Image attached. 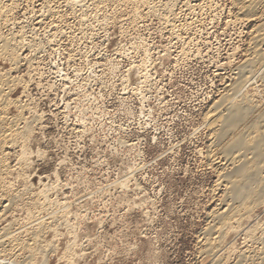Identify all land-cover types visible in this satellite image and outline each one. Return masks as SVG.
Listing matches in <instances>:
<instances>
[{
  "label": "rangeland",
  "instance_id": "rangeland-1",
  "mask_svg": "<svg viewBox=\"0 0 264 264\" xmlns=\"http://www.w3.org/2000/svg\"><path fill=\"white\" fill-rule=\"evenodd\" d=\"M67 1L20 0L0 22L4 116L26 132L2 155L0 264H264V203L216 232L236 167L211 156L259 22L238 0Z\"/></svg>",
  "mask_w": 264,
  "mask_h": 264
},
{
  "label": "bare ground",
  "instance_id": "bare-ground-1",
  "mask_svg": "<svg viewBox=\"0 0 264 264\" xmlns=\"http://www.w3.org/2000/svg\"><path fill=\"white\" fill-rule=\"evenodd\" d=\"M20 0H0V22H5L7 26L10 27V23L9 22V15L11 14V12L15 9L17 2H19ZM70 1V0H69ZM69 1H67L68 3H70ZM125 1V0H124ZM128 2V0H126ZM140 1V0H139ZM143 1V0H141ZM140 1V2H141ZM193 1V0H192ZM236 1V0H234ZM242 3V7L239 10V14L242 15L243 17H255L254 21L257 23L259 22V25H257L252 31H253V38H252V43L250 44L252 47L251 52L252 54L250 55V58L248 56L249 59H245L246 61L243 63V66L241 67L244 76L243 78H236L237 80L234 81V83L232 84L231 87H229L227 85V89L222 93L223 96L221 95V97H223L222 99H220L219 101V105L218 106H222L223 107H227L229 110L227 117H223L221 120L222 124L220 125L221 130L220 133H218V136L216 138V140L219 138L222 141L223 146L222 147H218V150L216 151H212L213 155V159L215 160L217 155L221 156H225L227 163H229L231 166H234L235 168V173L233 174L234 177L231 178V180L229 179V181L227 182L226 180V187L229 192L228 194V199H230V197L236 201L238 205H236V207L234 206L233 210H219V214L218 212H216L218 215H214L216 213L213 214V216L217 217V219L221 220V224L219 227H217L216 232L217 234H222L225 232L227 229H230L234 223L239 219H241L240 213L241 212H245V211H252V208L257 207V205H261L264 203V104L257 105L255 104V99H258L257 96L258 94H260V90L262 89L264 92V0H238ZM22 2V1H21ZM24 2V1H23ZM45 2V1H44ZM74 0L71 2V4L73 3ZM80 2V1H79ZM134 2V1H133ZM171 2V1H170ZM195 2V1H194ZM197 3V2H196ZM69 5V4H68ZM76 5V4H75ZM240 5V3H239ZM71 6V5H70ZM79 6V5H77ZM168 6V5H167ZM170 10V9H169ZM15 12V11H14ZM13 15V14H12ZM259 20H257L258 18ZM11 17V16H10ZM242 17V18H243ZM241 18V20H243ZM240 20V19H239ZM250 19H248L249 22ZM42 21V20H41ZM237 21V20H236ZM253 21V22H254ZM241 22V21H240ZM252 22V21H250ZM249 22V23H250ZM254 22V23H255ZM246 23V22H244ZM248 23V24H249ZM2 24V23H1ZM12 25V24H11ZM42 25V24H41ZM14 26V25H13ZM3 28V26L1 27ZM1 28H0V32H1ZM5 36V35H4ZM9 36V35H7ZM15 37V35H13ZM12 36V37H13ZM20 36V35H19ZM22 36V34H21ZM2 37V36H0ZM10 37V39L12 38ZM13 37V38H14ZM18 37V36H17ZM15 38L14 41H16ZM9 38V37H8ZM21 38V37H19ZM25 38V37H24ZM1 40V38H0ZM9 40V39H8ZM12 40V39H11ZM11 40L7 41L6 39H4L3 37V45L0 47V56H11L12 59L16 60L15 57V53H13V51L11 52V47L13 46V44H11ZM25 40V39H24ZM13 42V41H12ZM23 45V42L20 41ZM18 43V42H17ZM16 44V43H15ZM20 44V43H19ZM249 44V43H248ZM26 45V44H25ZM24 45V46H25ZM249 45V47H251ZM27 46V45H26ZM23 47V46H22ZM18 49V48H17ZM15 52V51H14ZM12 53V54H11ZM247 53H245L246 55ZM250 54V53H249ZM18 58V57H17ZM247 58V57H246ZM11 59V60H12ZM17 62V61H16ZM20 62V61H19ZM18 62V63H19ZM15 63V62H14ZM241 63V62H240ZM239 65V64H238ZM242 65V63L240 64ZM225 66V65H224ZM240 67V66H239ZM225 69V68H224ZM233 69V68H232ZM237 69V68H235ZM236 71V70H235ZM233 71V72H235ZM241 71V72H242ZM234 74V73H233ZM237 74V73H236ZM232 76V75H231ZM229 76V77H231ZM228 77V78H229ZM232 79V78H231ZM231 81V80H230ZM233 81V80H232ZM231 84V83H230ZM16 85V84H15ZM14 82H9L7 78L5 77H0V192L2 189H9L12 187H8L6 186L5 183V179H3L4 177V173L2 172L4 170V163H3V152L4 149H6V147L8 145H10L11 147H14L15 144L19 143V140H25L26 142V137H23L24 133L26 134V132H24L21 128V130L18 128V124L16 125L17 128L14 130V126L9 128V123L7 122L4 114H6L5 112L7 111V109H9L11 103L8 96V93L12 92L14 87ZM225 89V88H224ZM220 91V90H219ZM220 95V94H219ZM218 95V96H219ZM8 97V98H7ZM216 102V101H215ZM214 102V103H215ZM16 103V102H15ZM14 105V103H13ZM12 105V106H13ZM213 107V106H212ZM219 109V108H217ZM221 109V108H220ZM223 109H221L220 113H223L222 111ZM218 111V110H217ZM8 112V111H7ZM24 112V110H23ZM214 113V112H213ZM216 113V112H215ZM211 114V113H210ZM218 114V113H217ZM222 116V114H221ZM213 117V116H210ZM215 117V116H214ZM20 118V117H19ZM221 118V117H220ZM219 119V118H218ZM14 120V119H12ZM214 120V119H213ZM25 121V120H21ZM19 121V122H20ZM12 123V122H11ZM15 123V120H14ZM21 123H20V127H21ZM27 123V121H26ZM220 123V122H219ZM13 124V123H12ZM16 124V123H15ZM23 125V123H22ZM27 125V124H26ZM213 125V123H212ZM217 125V124H216ZM219 126V125H218ZM215 128V126H213ZM26 128V126H25ZM28 130V129H27ZM218 131V130H217ZM216 136V135H214ZM25 138V139H24ZM214 141H216L215 139H213ZM212 140V141H213ZM24 142V143H25ZM23 143V142H22ZM213 143V142H212ZM221 144V145H222ZM19 145V144H18ZM220 145V146H221ZM26 146V145H24ZM217 146V145H216ZM9 147V146H8ZM9 147V148H11ZM27 148V147H26ZM26 148H24V150L26 151ZM213 148V147H212ZM217 148V147H215ZM214 148V149H215ZM212 150V149H211ZM28 151V150H27ZM26 153V152H25ZM217 154V155H216ZM25 155L24 158L21 157L22 160V164L23 161L26 160V156L29 157L27 154H23ZM209 157V156H208ZM211 159V157H210ZM218 159V158H217ZM216 159V160H217ZM223 159V157H222ZM6 160V159H5ZM215 160V161H216ZM220 160V158H219ZM20 161V160H19ZM213 161V160H212ZM21 162V161H20ZM223 162V160H222ZM26 163V162H25ZM217 163V162H216ZM219 163V162H218ZM226 163V164H227ZM21 164V163H20ZM21 164V165H22ZM213 164V163H212ZM218 165V164H217ZM24 166V165H23ZM26 166V164H25ZM28 166V163H27ZM225 167H227L225 165ZM229 167V166H228ZM230 169V168H229ZM221 170V169H220ZM232 170V169H231ZM230 170V171H231ZM8 172V170H7ZM224 172V171H223ZM226 172V171H225ZM228 172V170H227ZM234 172V170L232 171ZM10 173V172H9ZM230 173V172H229ZM8 174V173H7ZM6 174V175H7ZM232 174V173H231ZM10 175V174H9ZM223 175V174H221ZM230 175V174H229ZM225 178V177H224ZM224 181V182H225ZM10 184V183H9ZM10 190V189H9ZM49 190V189H48ZM4 192V191H3ZM11 192V190H10ZM48 192V191H47ZM46 192V193H47ZM45 193V194H46ZM4 194V193H3ZM11 194V193H9ZM19 194V193H18ZM17 194V195H18ZM43 194V195H45ZM23 195V194H22ZM3 196V195H2ZM0 196V197H2ZM8 196V195H7ZM10 196V195H9ZM12 196V195H11ZM40 196V195H39ZM42 196V195H41ZM227 196V194H226ZM45 197V196H44ZM47 197V196H46ZM6 198V197H5ZM21 198V197H20ZM227 198H224L225 201L228 203V201L226 200ZM13 199H15L13 197ZM17 199V198H16ZM15 199V200H16ZM19 199V198H18ZM17 199V201H18ZM41 199V198H40ZM39 199V200H40ZM43 199V198H42ZM48 199V198H45ZM44 199V200H45ZM1 200V199H0ZM7 200V198H6ZM12 199H10L11 202ZM51 200V199H50ZM41 201V200H40ZM46 201V200H45ZM4 202V201H3ZM2 202V203H3ZM44 201H42L43 203ZM5 203V202H4ZM3 203V204H4ZM12 203V202H11ZM37 203V201H36ZM39 203V202H38ZM41 203V202H40ZM41 203V204H42ZM45 203V202H44ZM231 203V202H230ZM56 204V203H55ZM225 204V203H224ZM223 204V205H224ZM33 205V204H32ZM30 205V206H32ZM37 205V204H36ZM34 203V206H36ZM39 205V204H38ZM45 205V204H44ZM47 205V203H46ZM45 205V207H46ZM229 205V204H228ZM227 206V205H226ZM41 207V206H40ZM48 207V206H47ZM57 207V206H56ZM229 207V206H228ZM44 209V207H42ZM49 208V207H48ZM54 208V207H53ZM65 208V207H64ZM223 208V207H221ZM230 208V207H229ZM227 208V209H229ZM6 209V208H5ZM32 209V208H31ZM40 209V208H39ZM30 210V209H29ZM45 210V209H44ZM48 210V209H47ZM50 210V209H49ZM33 211V210H32ZM43 211V210H42ZM54 211V210H53ZM254 211V210H253ZM61 212V210H60ZM53 213V212H52ZM63 213V212H62ZM65 213V212H64ZM31 214V213H30ZM34 214V213H33ZM32 214V215H33ZM244 214V213H243ZM249 214V213H248ZM246 215V214H245ZM250 215V214H249ZM33 217V216H31ZM243 217H245L243 215ZM249 217V216H248ZM64 218V217H62ZM246 218V217H245ZM30 219V218H29ZM28 219V220H29ZM34 219V218H32ZM61 219V218H60ZM215 219V218H214ZM244 219V218H243ZM31 220V219H30ZM41 220V219H40ZM38 220V222H40L42 224V222ZM50 220V219H49ZM48 220V221H49ZM52 220V219H51ZM50 220V223H51ZM57 220V219H56ZM32 221V220H31ZM30 221V222H31ZM47 221V219H46ZM45 221V222H46ZM217 221V220H216ZM238 221V222H239ZM34 222V221H32ZM31 222V223H32ZM37 222V219H36ZM34 222V223H36ZM37 222V223H38ZM44 222V223H45ZM219 222V221H217ZM53 223V222H52ZM214 223V222H213ZM237 223V222H236ZM39 224V223H38ZM61 224V223H60ZM217 224V223H214ZM29 225V224H28ZM36 225V224H35ZM31 227H33L32 225H30ZM46 226V225H45ZM235 226V225H234ZM240 226V225H239ZM47 227V226H46ZM53 228V227H52ZM212 230V229H210ZM41 231V230H40ZM228 231V230H227ZM6 232V230H5ZM4 232V233H5ZM211 231H209L210 233ZM3 233V232H2ZM12 233V232H11ZM40 234V232H38ZM214 233L211 232V234ZM229 233V232H228ZM10 234V233H9ZM7 234V235H9ZM5 234V237L7 236ZM13 235V234H12ZM37 235V234H36ZM210 235V234H209ZM218 236V235H217ZM225 236V235H223ZM228 236V235H227ZM3 236H1L0 238V246L4 243V242H10L13 243L14 241H11V239H7L9 236L2 239ZM216 237V235H215ZM214 237V239H215ZM12 238V237H11ZM37 238V237H36ZM41 238V237H40ZM222 238V237H221ZM13 239V238H12ZM35 239V238H33ZM217 239V238H216ZM15 240V239H14ZM36 240V239H35ZM224 240V239H222ZM37 241V240H36ZM217 241H220L219 238ZM17 242V241H16ZM33 242V240H32ZM39 242V240H38ZM42 242V240H41ZM216 241H211L207 245L210 250L213 248V246L215 245ZM23 243V242H22ZM21 242L18 244L20 246V244H22ZM217 243V242H216ZM218 243H221L218 242ZM25 244V243H23ZM30 244V243H29ZM35 242L34 245H32L33 247L35 246ZM38 245H40L39 243H37ZM206 244V242H205ZM6 244H4L5 246ZM13 245V244H12ZM16 245V243L14 244ZM28 245V244H27ZM219 245V244H218ZM216 246V245H215ZM214 246V247H215ZM13 247V246H12ZM38 247V246H36ZM220 247V246H219ZM1 248V247H0ZM15 248V247H14ZM18 248V247H17ZM25 248L28 250H34L33 248L28 246L23 247L21 245V249ZM35 248V247H34ZM40 250V246L38 247ZM36 248V251L37 249ZM208 248H206L208 250ZM217 248V246H216ZM20 249V250H21ZM24 249V250H25ZM219 249V248H218ZM222 249V248H220ZM226 249V248H225ZM14 250V249H13ZM12 250V251H13ZM16 250V249H15ZM23 250V249H22ZM38 250V251H39ZM208 250V251H210ZM215 250V249H214ZM2 251V250H1ZM11 251V250H10ZM19 251V250H18ZM27 251V250H25ZM35 251V250H34ZM230 251V250H229ZM15 252V251H14ZM24 252V251H23ZM33 252V251H32ZM217 252H221V251H217ZM216 252V253H217ZM22 253V252H21ZM31 253V252H30ZM38 253V252H37ZM202 253V252H201ZM204 253V252H203ZM206 253V252H205ZM208 253V252H207ZM206 253V254H207ZM224 253V252H223ZM23 254V253H22ZM222 254V253H221ZM1 255V254H0ZM10 255V254H9ZM13 255V253L11 254ZM15 255V254H14ZM19 255V254H18ZM17 255V257H18ZM25 255V253H24ZM32 256V258L35 257L34 253L30 254ZM210 255V254H209ZM212 255V254H211ZM3 256V255H2ZM22 256V255H21ZM207 256V255H206ZM217 256V255H216ZM215 256V257H216ZM242 256V255H241ZM9 257V256H6ZM14 257V256H13ZM214 257V256H213ZM214 257V259H216ZM3 258V257H2ZM11 258V257H10ZM23 258V256H22ZM210 258V257H209ZM219 258V257H218ZM211 259V258H210ZM220 259V258H219ZM216 259V260H219ZM244 259V258H243ZM1 260V259H0ZM215 260V261H216ZM7 261V260H6ZM214 261V260H213ZM213 261H209V262H213ZM4 262V261H3ZM220 262V261H219ZM218 262V264H220ZM214 263V262H213ZM7 264H23V262L14 259V261L9 262ZM217 264V263H216Z\"/></svg>",
  "mask_w": 264,
  "mask_h": 264
}]
</instances>
